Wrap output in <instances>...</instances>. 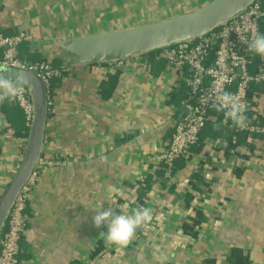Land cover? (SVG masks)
<instances>
[{"label":"crops","instance_id":"1","mask_svg":"<svg viewBox=\"0 0 264 264\" xmlns=\"http://www.w3.org/2000/svg\"><path fill=\"white\" fill-rule=\"evenodd\" d=\"M210 1L0 0V33L27 36L19 57L67 68L48 93L39 177L20 242L23 264H228L234 248L249 254V264H264V139L243 133L247 139L234 151L201 132L199 145L176 160L167 178L162 153L185 113L187 70L143 54L123 65L73 63L76 56L62 48L73 37L134 29ZM257 58L264 68V57ZM109 77L114 88L104 98ZM257 87L249 114L264 126V83ZM221 114L210 116L219 130ZM26 127L12 99L0 102V190L22 164ZM194 177L201 181L193 188ZM187 193L194 195L188 207ZM138 207L151 209V221L127 246L107 244V224L95 226L96 211L130 215ZM198 213L206 219L198 235L186 233L183 224Z\"/></svg>","mask_w":264,"mask_h":264},{"label":"built area","instance_id":"2","mask_svg":"<svg viewBox=\"0 0 264 264\" xmlns=\"http://www.w3.org/2000/svg\"><path fill=\"white\" fill-rule=\"evenodd\" d=\"M263 19L264 7L257 0L209 34L155 52V59L164 62L170 69L177 72L187 70L189 73L186 78L189 88L184 105L186 112L177 123L172 139L162 153L167 178L172 177L176 160L199 144L201 132L211 112L216 111L215 98L225 92L236 96L244 105L247 120L246 126L239 128L226 116L227 109H224L220 111L221 126L235 133H246L250 138L264 139V126L254 122L249 116V92L252 85L264 83V68L252 71L254 52L248 50L253 33H261ZM26 38L22 31L10 36L0 33V64H6L12 69L35 72L48 90L51 81L61 77L67 68H55L47 62L29 63L22 60L18 55V47ZM108 62L123 65L124 59ZM12 100L21 108L26 125L31 128L34 105L30 88L23 85L19 96ZM41 161L40 158L8 212L0 234V264H23L20 259V242L26 231V209L39 177L38 166Z\"/></svg>","mask_w":264,"mask_h":264},{"label":"water","instance_id":"3","mask_svg":"<svg viewBox=\"0 0 264 264\" xmlns=\"http://www.w3.org/2000/svg\"><path fill=\"white\" fill-rule=\"evenodd\" d=\"M257 0H211L192 12L183 13L153 24L128 30L79 36L63 42L62 48L76 56L73 63H97L125 59L135 54L203 37L218 29ZM12 69V68H11ZM22 73L30 88L34 120L22 164L0 198V234L8 212L19 191L28 181L41 158L48 119V90L33 71L12 69L10 75ZM184 112L186 110L184 109Z\"/></svg>","mask_w":264,"mask_h":264},{"label":"clouds","instance_id":"4","mask_svg":"<svg viewBox=\"0 0 264 264\" xmlns=\"http://www.w3.org/2000/svg\"><path fill=\"white\" fill-rule=\"evenodd\" d=\"M248 50L264 57V33H253ZM11 70L8 65L0 64V102L17 98L23 85L28 82L27 77L22 73L10 75ZM214 107L217 111L227 109L226 116L233 121L235 126L239 128L246 126V109L233 94L225 92L217 96ZM151 219V209L143 207L134 209L130 215H117L114 214L112 208H107L96 211V215L93 217L97 228L107 224L106 243L121 247L127 246L136 233V229Z\"/></svg>","mask_w":264,"mask_h":264},{"label":"trees","instance_id":"5","mask_svg":"<svg viewBox=\"0 0 264 264\" xmlns=\"http://www.w3.org/2000/svg\"><path fill=\"white\" fill-rule=\"evenodd\" d=\"M258 1L261 2V0H258ZM261 4H262V2H261ZM155 52L156 51H151V52L144 53L143 55L149 56L150 57V60L152 62L161 63L162 61H159V60H156L155 59V57H154ZM54 61L55 60H53V62L50 64L52 67H54V64H55ZM162 63H164V62H162ZM261 67L262 66L260 64V59L257 58V54L254 53L252 71L257 72V71H259V69ZM59 69H65V68H59ZM113 84H114V78H112V77H109L107 81H104L102 83V85H101V93L103 94V97L104 98L110 97V95L112 94V91H113V88H114V85ZM258 85L259 84L252 85L251 90L253 89V91L252 92L251 91L249 92V100H252V97H253L252 95L254 94L255 91L258 90V87H257ZM50 89H51V86L49 87L48 92H50ZM212 113L213 114H215V113H220L221 114V112L220 111H217V110L211 112V114ZM211 114H210V116H211ZM48 115H49V108H48ZM221 116H222V114H221ZM249 116H250V114H249ZM254 122H257V123L261 124L256 119H254ZM26 129H27V133L29 134V129L30 128H28V126H27ZM203 132L207 133L209 135V138L215 139L217 137L218 140H221V141L225 142L226 149H232L234 151H238L239 147H241L242 144L247 139L246 138L247 136H243V133L230 132L227 129H225V130L224 129H221V130L217 129L215 127V125H213V123L210 120V118L207 121V124H206L204 130L202 131V133ZM202 133H201V135H202ZM200 139H201V136H200ZM199 143H200V141H199ZM163 166H162V171H163L162 173L165 174L164 167ZM198 180H200V178L198 179L197 177H194L193 181H191V184L194 183V182H196V181H198ZM192 185H193L192 187L194 188L195 187V183L192 184ZM196 189H198V188H196ZM4 190L5 189L0 190V198L2 197V194H3ZM140 190L141 189H138V191H140ZM193 201H194V195L192 193H187V202H186L187 203V207L188 206H191L192 203H193ZM193 219L194 220H193V223L192 224H190L188 222H186V223L183 224V230L186 233H190L192 235H196L197 236L198 235V232H199L198 229L202 227V225H203V223H205L206 219L204 218V216L201 213H198L197 216H196V218H193ZM195 227L196 228L199 227V228H197L196 230H194ZM227 263L228 264H249L250 263L249 254L247 252H244L242 250H239L237 248H234L232 250L231 254L229 255V257L227 258ZM205 264H216V261L213 260V259L212 260H206L205 261Z\"/></svg>","mask_w":264,"mask_h":264}]
</instances>
